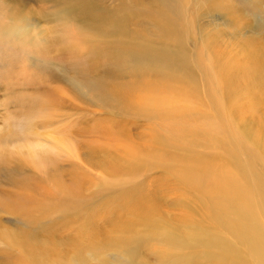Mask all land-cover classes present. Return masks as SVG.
<instances>
[{
	"label": "rangeland",
	"instance_id": "rangeland-1",
	"mask_svg": "<svg viewBox=\"0 0 264 264\" xmlns=\"http://www.w3.org/2000/svg\"><path fill=\"white\" fill-rule=\"evenodd\" d=\"M166 19L185 68L116 69ZM3 29L0 264H264V0H0Z\"/></svg>",
	"mask_w": 264,
	"mask_h": 264
},
{
	"label": "bare ground",
	"instance_id": "bare-ground-1",
	"mask_svg": "<svg viewBox=\"0 0 264 264\" xmlns=\"http://www.w3.org/2000/svg\"><path fill=\"white\" fill-rule=\"evenodd\" d=\"M168 1L169 0H159V2L162 3L163 5L168 3ZM153 13L154 12L152 11V9H148L144 11V14L150 17H153L152 16ZM154 26L156 32L154 35L155 37L145 38L143 40H139V42H133V43L130 42L129 44H127V46L120 48L118 50L116 57L117 61L115 62L116 69H122L121 72L127 69L130 71L133 77L135 76V78L141 75H149V77L151 78L164 77L167 74H169V76L172 78L174 71H171L170 68H172L173 70L175 68H185L182 67V65L184 64L185 61L186 52L181 47V45L177 44V40H176L177 38L173 35L175 34L174 23L171 20L166 19V20H162V23H157ZM11 32L12 31L10 30L3 29L0 31V35L10 36L11 34H13ZM17 34L19 37L23 35L22 32H18ZM121 60L122 63H120ZM255 62H257V64L262 63L259 60ZM262 65H264V63H262ZM253 68L254 69H252V73H259L260 68L258 67H253ZM241 72H243V69ZM98 98L100 99V101L103 102L107 101L105 95H100L98 96ZM116 100L118 99H115V101ZM27 201L28 200H22L21 198H18L15 201L14 205H16L17 207L19 206L24 207L26 205H30V203L25 204ZM201 237L202 235L199 232L197 234H194L193 240L197 241L194 243H202L200 241ZM214 242H218V241L216 240ZM227 247L228 249H226L225 252L221 254L223 258L228 257V259H232L233 264H247L241 258L239 252L237 251V248H235V245L230 244L229 246L227 245Z\"/></svg>",
	"mask_w": 264,
	"mask_h": 264
}]
</instances>
